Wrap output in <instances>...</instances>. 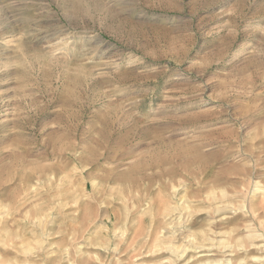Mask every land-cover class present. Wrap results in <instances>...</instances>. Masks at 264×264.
Returning <instances> with one entry per match:
<instances>
[{
	"label": "rangeland",
	"instance_id": "obj_1",
	"mask_svg": "<svg viewBox=\"0 0 264 264\" xmlns=\"http://www.w3.org/2000/svg\"><path fill=\"white\" fill-rule=\"evenodd\" d=\"M221 259L264 264V0H0V264Z\"/></svg>",
	"mask_w": 264,
	"mask_h": 264
},
{
	"label": "bare ground",
	"instance_id": "obj_2",
	"mask_svg": "<svg viewBox=\"0 0 264 264\" xmlns=\"http://www.w3.org/2000/svg\"><path fill=\"white\" fill-rule=\"evenodd\" d=\"M59 49V48H58ZM173 179V178H172ZM184 181L183 180H179V184H174V182H172V181H169V183H166V184H168V187L170 186V188L171 189H173L172 191H173V194H175L176 193V191H177V187H178V185H180L181 183H183ZM256 191H258V192H261V191H263V189L260 187V188H258V189H255ZM180 199H182V198H180ZM179 200V199H178ZM214 203H216V202H212L211 204H213V213L215 214V217L213 218V221H217V219H216V217L219 215L218 213L221 211V210H224L223 208H228V205H226V203H221V205L222 206H220V205H214ZM188 207V205H185L184 203H183V201L180 203V204H177V203H175L173 206H168L167 204H165L164 205V208L162 209V212H163V214L165 215V216H170V215H173L175 212H176V210L177 211H183V209L185 208V207ZM233 209L234 210H236V208H234L233 207ZM250 209V208H249ZM232 210V209H231ZM180 213V212H179ZM181 214V213H180ZM180 217H178V219H179ZM214 231L215 230H213V233H214ZM251 236L253 237V238H258L259 236H262L261 234L259 235H256V234H251ZM207 240H211L212 241V238H207ZM189 242H191V241H193V240H188ZM188 242V243H189ZM196 243H198V244H196V246L194 247V251H195V249L196 248H202V249H204V250H202V252L203 251H205V249H207L208 247V243H206V242H203V241H199V242H196ZM220 243V242H219ZM209 245H211V246H213L214 244H209ZM216 246V248H219V247H223V249L226 247V246H220L219 244L218 245H215ZM228 246V245H227ZM231 247L232 246H228V247H226L227 248V250L226 251H228L229 253H232V250H231ZM183 251H185L186 250V248H184V249H182ZM195 253V252H194ZM197 253V252H196ZM219 261H222V263L223 264H230V260L229 259H221V260H219ZM205 263V262H204ZM200 264H202V263H200ZM206 264V263H205Z\"/></svg>",
	"mask_w": 264,
	"mask_h": 264
}]
</instances>
